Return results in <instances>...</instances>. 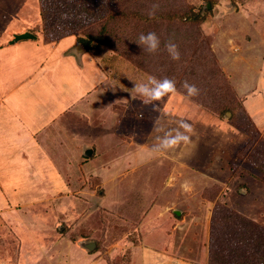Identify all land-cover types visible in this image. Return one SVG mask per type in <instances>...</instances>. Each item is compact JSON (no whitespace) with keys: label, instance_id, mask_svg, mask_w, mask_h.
I'll return each mask as SVG.
<instances>
[{"label":"rangeland","instance_id":"obj_1","mask_svg":"<svg viewBox=\"0 0 264 264\" xmlns=\"http://www.w3.org/2000/svg\"><path fill=\"white\" fill-rule=\"evenodd\" d=\"M35 1L39 15L29 33L54 42L81 38L105 23L106 42L96 47L97 64L107 69L115 61L118 70L123 69L113 79L115 93L101 103L108 109L98 116L106 118L104 127L91 121L93 108L66 114L69 122L80 116L89 119L87 126L76 129L103 156L116 159L99 161L102 167L111 163L109 171H103L106 188L98 177L87 182L84 174L75 176L89 188L73 189L68 210L64 208L63 231L57 213L35 215L32 225L38 230L33 231H39L41 245L36 252L49 264L256 262L264 255V247L256 244L264 229V67H257L264 60V0ZM153 4L158 7L150 16ZM138 16L161 17L163 26H157L160 49L135 57L130 47L140 27ZM243 18L245 32L225 30ZM168 41L177 44L179 60L168 55ZM240 65L258 72L248 77ZM137 67L147 68L149 77L175 81L176 92L154 101L155 110L122 77L128 79ZM185 81L195 84L199 94L189 97L182 87ZM96 99L93 103L100 102ZM182 120L192 125L190 144L150 151L157 137L174 134ZM120 139L132 140L136 147L145 140L148 147L139 161L146 168L133 175V182L124 174H111L137 162ZM64 159H55L59 167H66ZM76 165L78 172L82 166ZM118 182L125 189L118 190ZM80 242H93L95 248L89 252Z\"/></svg>","mask_w":264,"mask_h":264},{"label":"crops","instance_id":"obj_2","mask_svg":"<svg viewBox=\"0 0 264 264\" xmlns=\"http://www.w3.org/2000/svg\"><path fill=\"white\" fill-rule=\"evenodd\" d=\"M25 1L0 0V264H49L43 254L36 252L40 236L39 231H33L38 230L32 225L35 215L57 213L63 231L67 225L64 208L68 210L73 189L79 187L82 191L83 185L88 187L75 176L84 174L87 182L98 177L100 186L106 188L103 171L106 167L109 171L110 166L108 162L104 167L100 163L104 157L116 160L103 156L93 141H86V135L78 130L87 126L89 119L80 116L69 122L66 114L70 110L85 114L93 108L91 121L104 127L106 118L98 116L108 109L101 103L109 102L117 88L73 36L50 42L29 33L39 13L35 0ZM243 19L225 30L245 32ZM21 35L28 38L17 40ZM257 47L262 53L261 44L257 43ZM258 65L263 68L264 60ZM243 71L248 77L258 72ZM96 97L100 102L93 103ZM96 111L97 116H93ZM144 141L136 147L132 140L120 139L137 162L125 170H113L112 177L124 174L133 182L134 174L144 172L146 166L139 162L148 148ZM59 157L65 158L66 167L56 163ZM66 159L80 162L76 165V160ZM75 165L82 166L80 171L76 172ZM120 188L125 189L122 185Z\"/></svg>","mask_w":264,"mask_h":264},{"label":"clouds","instance_id":"obj_3","mask_svg":"<svg viewBox=\"0 0 264 264\" xmlns=\"http://www.w3.org/2000/svg\"><path fill=\"white\" fill-rule=\"evenodd\" d=\"M157 7L158 5L153 4L148 14L150 16L154 15ZM135 42L142 50L148 53H154L160 48V38L152 31L140 33ZM165 49L172 60L180 59V52L176 43L168 41L165 44ZM147 82L134 83L132 90L138 97L144 98L143 102L145 104H151L154 110L157 108V104L153 103L154 101H159L165 95L176 92L175 81L167 77L159 80L154 77H149ZM182 87L186 90V94L189 97L199 94V89L195 84H190L185 81ZM192 131V125L182 120L179 122V127L174 131V134H166L163 138L157 137L158 143L150 151L174 150L180 144H190Z\"/></svg>","mask_w":264,"mask_h":264},{"label":"trees","instance_id":"obj_4","mask_svg":"<svg viewBox=\"0 0 264 264\" xmlns=\"http://www.w3.org/2000/svg\"><path fill=\"white\" fill-rule=\"evenodd\" d=\"M42 10H45V9L41 7L40 16H41V19L43 18V22H45L44 19L46 20V17H45V14H43ZM109 17H111V16H109ZM129 17H134L135 18L134 15L132 16V14ZM194 17H196V16L194 15L193 18ZM197 17H196V19H197ZM136 20L139 21L138 23H140V27L137 28L136 34L134 33V37L135 38H134V40L132 39L133 43H131L130 50L132 51V50L135 49L134 50L135 52H133L132 55L135 54V57L136 56L139 57L141 53H144V50H142V48L135 42L137 40V38H138V37H136V35H139L140 33H147L149 31H152V32H155L158 35V37L160 38V40H161L162 38L160 37V35H161L160 34V29L157 26H158V23H162V26H163V19L161 17H159L158 19L152 20V18L148 19V18H145L144 16H141V17L138 16V18ZM104 25H105V23H104ZM104 25L98 27L100 29H96V30L91 31V32H90V30H87L86 32H84V34H86V36H83L81 38L74 37L75 40L83 47L84 51L86 53L91 54L95 59L97 58V55H100L99 49H97L96 47L97 46H101L103 44V42H106L105 41V36H106V33H107V28L105 26V30H104V28H103ZM163 29H164V27H163ZM132 44L135 45V46L132 47ZM144 58H145V56H144ZM144 58L141 59L142 61L141 60H139V61L145 62ZM109 64H111V66H109L107 69H104L103 67L102 68L100 67V68L111 79V81L113 83V86L115 87L116 85H114L115 82L113 81V79L115 77H117L116 74L120 73V71H122L123 69L118 70L119 67L116 65L115 61H110ZM161 70H162V67H161ZM161 70L158 69L157 70V74H159L161 72ZM149 74H150V72H149V70L147 68H146V71H144V70H142V69L137 67L136 70H135V74L134 73L130 74L128 79L124 77V74L122 75V77L126 81V84L129 83L131 88H132L134 86V83H140V82L148 83L147 80L149 78ZM149 86H151V85L149 84ZM263 142H264V140H263ZM236 144H238V143H236ZM237 158H239V153L237 154ZM262 161L264 162V156L262 157ZM235 221H232V222H234V225L237 224ZM260 230H262L261 231L262 234L259 236L258 240L260 242H262V243L256 242L258 248H260L261 246L264 247V235H263L264 234V229L260 228ZM218 264H226V263H222L221 262V263H218ZM235 264H264V255L261 254L258 257V260H256V262H248V263L236 262Z\"/></svg>","mask_w":264,"mask_h":264},{"label":"water","instance_id":"obj_5","mask_svg":"<svg viewBox=\"0 0 264 264\" xmlns=\"http://www.w3.org/2000/svg\"><path fill=\"white\" fill-rule=\"evenodd\" d=\"M24 38H28V35L17 36V40L24 39ZM81 247H83L87 251H92L95 247V244L93 242H86V243L81 244Z\"/></svg>","mask_w":264,"mask_h":264}]
</instances>
